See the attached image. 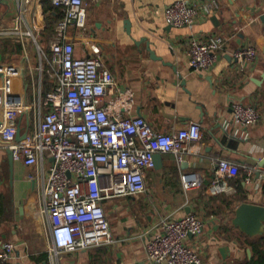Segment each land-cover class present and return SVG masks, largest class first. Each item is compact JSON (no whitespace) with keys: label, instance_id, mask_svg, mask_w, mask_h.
Masks as SVG:
<instances>
[{"label":"crops","instance_id":"obj_1","mask_svg":"<svg viewBox=\"0 0 264 264\" xmlns=\"http://www.w3.org/2000/svg\"><path fill=\"white\" fill-rule=\"evenodd\" d=\"M84 1L85 29L69 30L74 55L83 58L99 53L115 86L132 90L133 114L157 132L198 122L203 136L198 154L180 160L159 154L157 166L146 174L145 193L104 203L113 243L62 253L57 263L150 264L145 256L146 238L161 232L163 221L188 214L203 222L201 232L185 240L199 254L201 264L251 262L254 253L249 241L264 235L249 236L232 222L242 203L264 207V0H215L217 7L211 14H199L190 27L181 28L167 24L163 16L164 9L179 0ZM183 1L202 4L210 0ZM37 12L38 39L46 47L59 19L58 10L44 1ZM47 24L52 26L50 33ZM212 36L224 40L215 65L204 72L190 68L189 42ZM248 46L256 52L253 62L233 56ZM0 52L6 61V52ZM11 57L16 63L21 60L18 51ZM234 102L259 111L247 140L221 128V122L231 118ZM17 123L20 134H25L27 114L19 116ZM7 151L0 146V249L8 241L15 243L8 264H47L49 237L29 177L35 170L13 160L10 163ZM220 159L254 167L251 183L245 184L239 176L230 182L236 188L234 195L211 196L208 188ZM41 175L44 182L46 166Z\"/></svg>","mask_w":264,"mask_h":264},{"label":"built area","instance_id":"obj_2","mask_svg":"<svg viewBox=\"0 0 264 264\" xmlns=\"http://www.w3.org/2000/svg\"><path fill=\"white\" fill-rule=\"evenodd\" d=\"M44 1L59 14L46 47L38 39L35 20ZM216 7L215 0L202 4L179 0L166 7L163 16L171 26L190 27L199 14L207 16ZM86 19L84 0H0V42H10V50L18 45L21 59L16 63L2 56L0 61V146L11 150L13 161L35 170L29 177L49 237L47 264H58L62 253L113 243L104 203L145 193L146 174L155 168L156 154H172L178 160L198 154L203 136L198 122L160 133L134 115L132 90L115 86L99 53L83 58L74 55L69 30H84ZM27 39L32 41L35 63L28 54ZM223 44L221 36L192 39L187 51L189 67L200 72L210 69ZM10 50L6 59L17 53ZM233 56L253 62L256 52L248 46ZM47 82L51 85L43 86ZM25 113L28 127L22 134L25 138L18 141L17 120ZM259 118L253 106L234 102L232 116L221 122V128L247 140ZM253 173L254 167L220 159L208 192L232 196L236 188L230 181L240 176L250 184ZM202 227L203 222L193 214L163 221L161 232L145 240L147 261L201 264L199 254L185 240L197 236ZM15 247L10 241L2 246L0 264L9 263Z\"/></svg>","mask_w":264,"mask_h":264},{"label":"water","instance_id":"obj_3","mask_svg":"<svg viewBox=\"0 0 264 264\" xmlns=\"http://www.w3.org/2000/svg\"><path fill=\"white\" fill-rule=\"evenodd\" d=\"M2 60V54L0 53V61ZM24 135H20V131L17 132V140L21 141L24 139ZM8 159L12 162L11 150L8 149ZM159 154L154 156L155 166H157V159ZM264 161V160H263ZM262 161L260 160L259 163ZM232 224L238 227L243 233L249 236L264 235V207L242 203L235 210V218Z\"/></svg>","mask_w":264,"mask_h":264},{"label":"trees","instance_id":"obj_4","mask_svg":"<svg viewBox=\"0 0 264 264\" xmlns=\"http://www.w3.org/2000/svg\"><path fill=\"white\" fill-rule=\"evenodd\" d=\"M46 9H47V5L45 4V10L44 13H46ZM49 17H53L52 14L49 15ZM48 25V24H47ZM46 25V26H47ZM47 30L49 31V33L52 31V26H47ZM9 46H11L10 42L8 41H1L0 42V49L3 52H6L9 49ZM14 50H10L11 52L14 51H18L19 47L17 45L14 44V47H12ZM7 53V52H6ZM238 178V177H237ZM237 180L236 179H232L230 182L235 183ZM251 243L252 249H253V259L251 260V262L248 263H244V264H264V238L260 237L257 239V241H249Z\"/></svg>","mask_w":264,"mask_h":264},{"label":"rangeland","instance_id":"obj_5","mask_svg":"<svg viewBox=\"0 0 264 264\" xmlns=\"http://www.w3.org/2000/svg\"><path fill=\"white\" fill-rule=\"evenodd\" d=\"M36 14H38V12L36 13ZM35 14V15H36ZM39 16V15H38ZM36 21H37V24L38 25H40L39 24V18H36ZM25 44H26V47L28 48V54H29V56L32 58V62H34L35 63V61H37V59L35 58H33V51H32V48H33V46L31 45L32 44V41L31 40H29V39H27L26 41H25ZM16 45V44H15ZM18 46V45H17ZM19 47V46H18ZM6 61H12V59L11 58H8V59H5Z\"/></svg>","mask_w":264,"mask_h":264}]
</instances>
